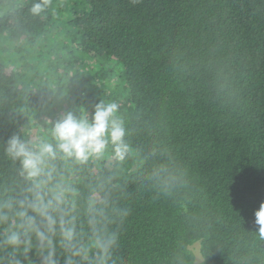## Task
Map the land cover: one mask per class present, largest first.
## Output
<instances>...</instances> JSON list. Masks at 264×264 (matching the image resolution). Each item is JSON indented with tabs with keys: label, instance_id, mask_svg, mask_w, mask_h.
<instances>
[{
	"label": "trees",
	"instance_id": "1",
	"mask_svg": "<svg viewBox=\"0 0 264 264\" xmlns=\"http://www.w3.org/2000/svg\"><path fill=\"white\" fill-rule=\"evenodd\" d=\"M37 2L0 0V45L18 56L0 52V188L12 134L50 138L68 111L116 102L124 158L61 163L81 206L109 194L115 264H264V0Z\"/></svg>",
	"mask_w": 264,
	"mask_h": 264
},
{
	"label": "clouds",
	"instance_id": "2",
	"mask_svg": "<svg viewBox=\"0 0 264 264\" xmlns=\"http://www.w3.org/2000/svg\"><path fill=\"white\" fill-rule=\"evenodd\" d=\"M46 5L34 3L31 11L39 14ZM119 107L100 102L91 119L68 111L54 122L50 138L8 137L3 151L14 175L0 188V264H115L119 233L110 227L117 221L109 194L93 192L81 206L61 163L86 164L109 146L114 158L123 159L128 145ZM255 215L264 239V203Z\"/></svg>",
	"mask_w": 264,
	"mask_h": 264
},
{
	"label": "rangeland",
	"instance_id": "3",
	"mask_svg": "<svg viewBox=\"0 0 264 264\" xmlns=\"http://www.w3.org/2000/svg\"><path fill=\"white\" fill-rule=\"evenodd\" d=\"M61 27H62L61 24L57 25V29L56 30L57 31H60V28ZM47 49H48V47L43 48L42 51L40 52V54L46 55V56H44V61H43V63L45 64V66L41 70L42 71L41 72V75H43V76H44V74H45V72L47 70V67H50V68H53L54 67V65H53V59L52 58H49V56H48L49 53L46 52ZM0 52H2L3 56H5L8 59L9 62H11V63L18 62V56L15 53V51L12 48H9L8 46L4 45L3 43H2V45H0ZM62 58L67 63V60H65V59H67L66 56H63ZM32 60H33V58L31 59V61ZM40 60H43V58H40ZM40 60H38V61H40ZM33 61L35 62L36 59H34ZM71 64L72 63H70V62L67 63V65H71ZM28 65H29V63H28ZM59 77H60L59 74L54 75V80L52 81V85L51 84H49V85H51V87H55V86L59 85V83H56L55 84L56 80H58ZM44 78H45V76H44ZM44 78H40L39 80L43 81ZM196 250H197V253H198V247H196Z\"/></svg>",
	"mask_w": 264,
	"mask_h": 264
}]
</instances>
